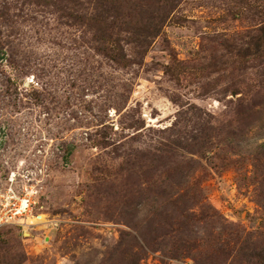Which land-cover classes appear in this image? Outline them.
<instances>
[{"label":"rangeland","instance_id":"1","mask_svg":"<svg viewBox=\"0 0 264 264\" xmlns=\"http://www.w3.org/2000/svg\"><path fill=\"white\" fill-rule=\"evenodd\" d=\"M110 6L0 0V209L38 189L0 264H264V0H180L142 56Z\"/></svg>","mask_w":264,"mask_h":264},{"label":"trees","instance_id":"2","mask_svg":"<svg viewBox=\"0 0 264 264\" xmlns=\"http://www.w3.org/2000/svg\"><path fill=\"white\" fill-rule=\"evenodd\" d=\"M109 3L110 8L118 6L115 10L121 11L122 14L128 16L129 19L133 22L132 27L124 28V32L129 34L128 39H125L128 46L135 52L136 55H144L151 42L155 37H157L164 26L166 19L168 18L170 12L177 6L180 0H106ZM101 3V0H99ZM154 4V6H152ZM130 10V14L127 13ZM139 14L138 19L136 15ZM126 57H123L125 60ZM126 61V60H125ZM127 62V61H126ZM130 62H134L130 60ZM177 123L174 122L173 126ZM172 129L168 128L165 131H170ZM189 178L187 174L185 179ZM178 190L181 188H186L185 184L181 185L178 182ZM184 186V187H183ZM151 227V222L148 223V228ZM140 232V230H139ZM131 234V233H130ZM129 234H125L128 236ZM132 235V234H131ZM133 236V235H132ZM138 237L143 238V245H146L144 241L146 240L143 233H140ZM126 237H121V242L125 240ZM120 242V243H121ZM143 247V246H142ZM148 248V247H147ZM257 256L264 260V245L260 247L259 251H256ZM139 260V259H138ZM83 263V262H82ZM79 264V262H75ZM134 264H137L134 263Z\"/></svg>","mask_w":264,"mask_h":264},{"label":"built area","instance_id":"3","mask_svg":"<svg viewBox=\"0 0 264 264\" xmlns=\"http://www.w3.org/2000/svg\"><path fill=\"white\" fill-rule=\"evenodd\" d=\"M23 173L21 176H23V180H28L30 181L33 179V177L28 174L29 170H23ZM13 176L9 177V179H14L16 175L15 172H12ZM35 186V187H34ZM9 191L12 193L10 198L11 200L7 202L6 205L2 204V208L0 211H3L2 216L0 217L2 219L1 224L4 223H10V224H20L21 221L25 217H32V207L33 204L36 203L34 197L37 196L38 189L36 188V184H30L28 185L27 183L22 186V191L21 193H17V191L14 190V188H10ZM7 206V207H6ZM36 216V215H34ZM39 216V215H38ZM36 216V217H38Z\"/></svg>","mask_w":264,"mask_h":264}]
</instances>
